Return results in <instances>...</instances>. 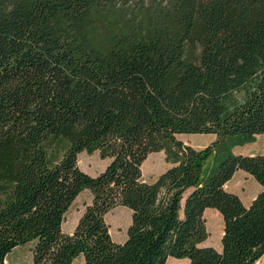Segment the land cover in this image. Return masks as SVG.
Segmentation results:
<instances>
[{"label":"trees","instance_id":"16d2710c","mask_svg":"<svg viewBox=\"0 0 264 264\" xmlns=\"http://www.w3.org/2000/svg\"><path fill=\"white\" fill-rule=\"evenodd\" d=\"M211 135L201 149L176 135ZM264 0H0V264H255L264 260ZM107 164L95 176L80 153ZM162 152L152 182L140 166ZM243 171L247 206L224 185ZM90 194L70 234L63 217ZM130 212L125 239L105 215ZM221 218L202 247V214Z\"/></svg>","mask_w":264,"mask_h":264},{"label":"rangeland","instance_id":"374dc122","mask_svg":"<svg viewBox=\"0 0 264 264\" xmlns=\"http://www.w3.org/2000/svg\"><path fill=\"white\" fill-rule=\"evenodd\" d=\"M175 138L194 149H201L209 144L213 137L211 135H176ZM234 154L239 155H264V135L255 136L252 143L237 146L232 149ZM77 167L83 173L89 176H95L103 170L107 164V160L100 159L96 152L87 154L80 153L77 156ZM169 165L164 161L162 152L150 153L146 156L140 166L141 178L145 182H152L160 173H162ZM224 189L236 195L243 206H247L253 197L258 193L257 184L243 171H236L231 179L224 185ZM90 194L87 190L80 192L74 199L68 210L66 211L61 231L70 234L75 223L81 215L85 206L90 203ZM130 212L122 207H116L109 211L105 217V223L108 226V232L113 242L120 243L125 239V230L129 224ZM205 225L206 238L200 244L202 247H212L219 249V239L221 236L222 222L218 213L213 209H207L202 214ZM30 244L13 249L5 257L6 263H16L20 261L30 260ZM71 264H83L81 256H77ZM165 264H188L187 260H176L168 258ZM255 264H264L261 258Z\"/></svg>","mask_w":264,"mask_h":264},{"label":"crops","instance_id":"0c3cea01","mask_svg":"<svg viewBox=\"0 0 264 264\" xmlns=\"http://www.w3.org/2000/svg\"><path fill=\"white\" fill-rule=\"evenodd\" d=\"M230 179H231V178H230ZM228 181H229V180H228ZM228 181H227V182H228ZM227 182H226V183H227Z\"/></svg>","mask_w":264,"mask_h":264}]
</instances>
